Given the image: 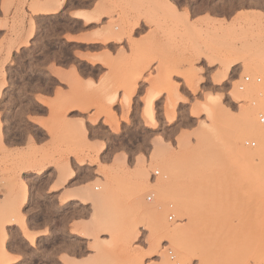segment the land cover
<instances>
[{"label": "rangeland", "instance_id": "rangeland-1", "mask_svg": "<svg viewBox=\"0 0 264 264\" xmlns=\"http://www.w3.org/2000/svg\"><path fill=\"white\" fill-rule=\"evenodd\" d=\"M107 30L117 34L100 42ZM0 92V136L24 105L43 142L23 153L0 144L4 174L76 178L58 200L86 204L71 210L86 238L79 264H178L159 224L188 231V264H264V158L238 154L261 145L264 157V136L242 137L237 114L258 124L264 113V0H0ZM97 139L110 142L108 166ZM7 186L0 264L5 225L26 230L29 185Z\"/></svg>", "mask_w": 264, "mask_h": 264}, {"label": "crops", "instance_id": "crops-1", "mask_svg": "<svg viewBox=\"0 0 264 264\" xmlns=\"http://www.w3.org/2000/svg\"><path fill=\"white\" fill-rule=\"evenodd\" d=\"M150 87V84H144V92ZM66 92L65 89L64 93ZM164 96L165 94L162 93L155 103L161 102ZM11 112L13 117L5 121L7 124L1 132L0 144L8 150H20L22 153L26 151L29 144H32V140L35 141L36 147L43 145L38 134L34 133L31 117L27 115L32 111L24 105H15ZM92 142L104 143L97 156L100 163L106 162L107 166L111 164L114 154L109 153L110 142L105 143L102 139L92 140ZM93 167L97 169L96 164ZM19 178L29 185L28 196L19 207L22 214L20 222L24 224L26 230H22L14 223L5 225L7 237L3 251L9 258L6 261H10L9 264H79L84 259V253H82L84 250L81 246L84 244L86 247L84 243L86 238L81 234L80 220L72 218L71 210L74 205L81 207L86 204L77 199H65L62 202L58 200L60 196H66L69 191H72L71 187L65 186H70L76 178L68 177L63 183H58L54 178H50L47 168L40 172L35 169L23 170L19 174L16 171L4 174V171L0 169V210L6 198L7 185H18ZM35 181H38V184L33 189ZM87 189L85 193L90 190V188ZM4 219L5 217L0 218V222ZM72 227L76 228L75 232H72ZM25 231L34 237V245L32 243L28 245V241L24 238ZM24 244L27 245V249L24 248ZM3 258L6 259V256Z\"/></svg>", "mask_w": 264, "mask_h": 264}, {"label": "bare ground", "instance_id": "bare-ground-1", "mask_svg": "<svg viewBox=\"0 0 264 264\" xmlns=\"http://www.w3.org/2000/svg\"><path fill=\"white\" fill-rule=\"evenodd\" d=\"M60 7H61V3L59 5H56V6L51 7L50 8L51 11L49 12V14L50 15L57 14V11H59ZM88 22H90V21H88ZM133 26H134V28H139L140 29L142 27V24L140 23V21H138V19H136V21L134 22ZM108 31L109 30H107V33L104 34L105 35V38L103 36V39L100 42H103V43H111L112 42V40H113L112 37H115L114 34H117V31H115V30H114V32H113V30L112 31L110 30V32H108ZM111 32H113V35L111 34ZM115 40L117 41V40H119V38H115L114 41ZM228 67L229 66H227V69L222 74L221 79L218 80V84L221 83V82H223L225 80V78H226V72L228 70ZM133 91H132V94H133ZM1 95L2 94L0 92V98H1ZM156 98H157L156 96L155 97L154 96H151L146 101V105H145V109H144V114L150 120H153L154 119V110L152 108L153 107L152 105H153V102L155 101ZM115 101H116V98L113 97L111 99V103H115ZM239 108H240V106H239ZM239 111H241V112H237V114H238V118L241 119L240 121H242V137H245V138L254 137L256 139H260L261 137H263L264 136V130H262L261 127L257 123L251 122V116L247 112L242 111V110H239ZM260 147H261V145L251 155H249L246 152V150L241 147V148L238 149V154L240 155V157L243 160L248 161V162H252V161H255V160H260V159L264 158L263 157V153H262L263 150L260 149ZM181 165L178 166V169H180ZM183 165H184V162H183ZM170 166H171L170 169L168 168V170H169L168 173H170V172L172 173V169H174V167H176V169H177V165H170ZM183 169H185V167ZM87 190H85V191L87 192ZM84 194H86V193H84ZM2 210H4V209H2ZM181 211L182 212H185V209L183 208ZM161 225L159 224V226H158L160 228V230L162 231L161 233H164V235L169 239V241L172 244V246L177 250L176 251V250H172L171 249L173 251L172 253H174L176 251V254L174 253V255H177L178 256V259H176L177 260L176 262L178 264H188L189 261H190V253L193 250V248L195 249V247H196V244H193V245L188 244V242H187V234H188V231L185 228H182V227L169 228V227H167L164 224L162 225V229H161V227H160ZM201 239H203V238L201 237ZM202 243L203 242H201V244ZM199 246H200V244H199ZM4 252L5 251L1 252V255H2L1 257H5L6 256V260L9 259V258H7V254L5 255ZM166 256H168V255H165V258H166ZM167 259H168V257H167ZM168 260H167V262H168ZM162 264H166V262H164V260H163V263Z\"/></svg>", "mask_w": 264, "mask_h": 264}, {"label": "built area", "instance_id": "built-area-1", "mask_svg": "<svg viewBox=\"0 0 264 264\" xmlns=\"http://www.w3.org/2000/svg\"><path fill=\"white\" fill-rule=\"evenodd\" d=\"M248 81H249V78L248 77L243 78V83H247ZM239 89L242 90L243 89V86H240ZM256 118H257L258 124L264 130V113L263 112H259L257 114ZM245 145L246 146H249L251 148H255L257 146V143L255 141H247V142H245ZM155 175H157V172L155 173ZM150 199L151 198H149V200ZM168 256H169L170 260L173 261L174 256H173V254H172L171 251H168Z\"/></svg>", "mask_w": 264, "mask_h": 264}]
</instances>
